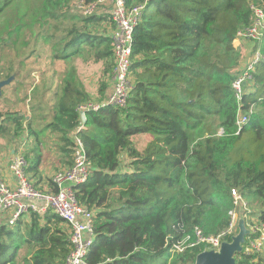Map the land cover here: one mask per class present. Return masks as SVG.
<instances>
[{"label":"trees","instance_id":"trees-1","mask_svg":"<svg viewBox=\"0 0 264 264\" xmlns=\"http://www.w3.org/2000/svg\"><path fill=\"white\" fill-rule=\"evenodd\" d=\"M124 1L129 8L143 6L132 32V89L123 107L89 110L81 121L78 107L92 98L76 60L101 64L100 76L108 81L99 84V101L111 88L109 15L79 14L75 0H0V81H27L40 72L35 63L45 45L50 51L43 59L63 66L25 83L18 99L29 101V118L11 106L0 110V136L27 140L22 153L31 180L49 135L66 166L73 136L81 139L92 171L75 195L94 213L85 264H194L201 245L181 251L172 245L187 235L193 241L195 228L205 236L224 230L233 188L264 225V36L251 43L262 58L239 100L232 87L243 58L234 40L251 24V5L264 11V0ZM53 89L50 113H42L44 95ZM240 115L247 120L237 132ZM137 134L151 136L142 150L132 142ZM69 236L66 222L50 210L42 217L30 211L13 225L0 222V264H63ZM236 264H264V252H241Z\"/></svg>","mask_w":264,"mask_h":264},{"label":"built area","instance_id":"built-area-1","mask_svg":"<svg viewBox=\"0 0 264 264\" xmlns=\"http://www.w3.org/2000/svg\"><path fill=\"white\" fill-rule=\"evenodd\" d=\"M74 6L77 12L84 16L92 15L95 12L101 13L98 10L102 9L104 14L109 15L113 25V29L109 31L114 56L111 88L100 101L91 100L80 105L78 107L80 116L85 117L87 111H97L107 106L123 107L132 89L129 71L132 32L139 22L143 6L129 8L124 0H93L91 2L75 0ZM251 9L253 11L251 24L239 31L235 40L241 38L251 43L262 40L264 36V11L257 5H251ZM261 58L258 48L251 51L246 63L233 81L232 87L238 100L241 98L245 84L251 82L255 66ZM246 120V115L239 116L235 123L237 132ZM25 143L26 140H23L17 151L10 155L8 160V169L15 178L16 184L11 186L0 179V218H4V220L0 219V222L13 225L17 219L25 217L24 215L30 211H34L42 217L50 210L66 222L70 231L71 250L63 264H85V256L94 238V213L81 206L75 195V187L85 183L92 171V164L85 154L81 139L76 135L73 136L72 162L68 167L53 174L51 188L46 192H42L34 186L26 173L27 163L22 153ZM231 196L234 207L228 212L229 224L224 230L217 235L205 236L198 228H195L193 241H190V237L187 235L180 242L173 244L172 249L181 251L188 246L200 245L203 248L217 249L221 241L230 240L237 233V220L239 218L237 211L245 205L246 212L243 216L249 233L242 244V252L253 254L264 251V225H258L252 216L253 219L246 218L250 216L249 210L245 200L235 188L231 190ZM37 201L41 204L34 203ZM243 203L244 205H242Z\"/></svg>","mask_w":264,"mask_h":264},{"label":"rangeland","instance_id":"rangeland-1","mask_svg":"<svg viewBox=\"0 0 264 264\" xmlns=\"http://www.w3.org/2000/svg\"><path fill=\"white\" fill-rule=\"evenodd\" d=\"M28 7L32 8L34 6L32 4H30V3H28ZM75 10H77V9L75 8ZM32 12H33L32 10L29 11L28 17L26 19V22L28 23V25H27V30L28 31L32 29V26H31V24L33 22V20L31 21V19H32V14L31 13ZM98 12L103 13L102 9H99ZM105 26H107V25H105ZM25 38L30 39L29 34H27L25 36ZM234 43H235L234 45L237 46L240 49V52H243L244 48L246 49V51L244 52V54L250 50V47L252 45L251 42L245 41L244 39H241V38L235 40ZM49 51H50V46L49 47L47 45H45V47L42 46V54H41V57L35 63L36 65L39 66L40 72H43V71H45L44 69L49 68V67H52V66H54V69L57 68L56 70H60L63 67L59 63L52 64V63H50V61H47L46 62V60L43 59V56L42 55L45 56V54L48 53ZM248 57L249 56H247L245 62L247 61ZM31 61H32V59H30V66H32ZM100 65H101L100 63L83 62L81 60H76V66H77V69H78L79 77H80V79L86 85V87L88 89H95V90H97V85H98V88H99V84H100L101 81H103V82H107L108 81L107 79H105V77H101L100 76V72H101ZM40 72L39 71H36L35 73H32L33 75H31L29 77V79H27V81H24L23 77H17V78L15 77V78H13L11 80V82L7 86H4L3 88H1L2 93L0 94V107H3V106H8L9 107V106H11L12 110L18 109L22 113H27L30 110V107H29L28 102H26V101H19L18 98H22L23 95H24V92L25 93L27 92L26 89L28 87H25V83L29 82V83L33 84L34 75H37L38 80H42V79L45 78V75L41 76L42 73H40ZM34 83H35V81H34ZM111 83H112V78L109 80V87H111ZM19 84H22L23 87L21 85H19ZM53 92H54V89L51 92H47L44 95L45 101L47 100V103L44 102L46 108L44 109V111L42 113H47V114L50 113L49 107H51V104L53 103V99H52ZM92 100L94 102L95 101H99L98 100V97L97 98H92ZM13 104H14V106H13ZM48 118H45V121L46 122L49 120ZM45 121L43 120V122H45ZM25 136H27V135H25ZM3 139L6 142L8 141V139H5V136H0V140H1V144L2 145L4 144V140ZM150 139H151V136L145 135V134H137V135L132 136L133 145L138 150H142ZM50 146L52 147V150L50 149ZM47 147H49V148H47ZM41 151H42V155H45L46 154L48 163L50 161H54L55 160L54 159V156H57V155H55L57 152L55 150V147H54L53 143H52V145H50L48 142L46 144L43 143L42 148H41ZM2 153H3L2 155H6V152L5 151L2 152ZM122 157H123V160H124L125 157H126V154L122 153ZM48 163L46 165H48ZM121 164H124V163H121ZM44 169L45 168H42V171ZM50 179H52V177L51 178L50 177L49 178H45V181L44 182H42L43 181L42 178L39 179V180H37L38 182L35 181V180H32V181L35 183V186L38 189H40L42 192H46V190H48V189L51 188ZM46 183L48 185L45 188V184ZM43 188H45V189H43ZM244 203L242 205H244ZM245 210H246L245 205L243 207L239 208V210L237 211L238 212V215L239 216L240 215L243 216L244 212H246ZM248 210H249L248 212H250V210L252 212L253 211L254 212L256 211V209L251 208V207H249ZM24 216H28V214H25ZM22 218H24V217H22ZM246 218H252V217L250 215V216H247ZM243 219H244V216H243ZM238 220H239V218H238ZM238 220H237V222H238ZM23 249H24V247H23ZM19 254H20L19 255L20 258L22 256H24V250H21Z\"/></svg>","mask_w":264,"mask_h":264},{"label":"crops","instance_id":"crops-1","mask_svg":"<svg viewBox=\"0 0 264 264\" xmlns=\"http://www.w3.org/2000/svg\"><path fill=\"white\" fill-rule=\"evenodd\" d=\"M245 51H246V49L244 48L243 52H241L243 55V58L241 59L240 66L238 67V70H240L244 66V63H246L245 60H246L247 56L250 55V53L252 51V47H250V50L244 54ZM100 70H101V65H100ZM34 81L39 82L37 75H34ZM34 81H33V84H34ZM7 85H5V86H7ZM85 88H86L87 92L90 94L91 98L99 97V95L97 94V90L88 89L86 87V85H85ZM97 89H98V85H97ZM26 102H29V101L26 100ZM4 109H5V106L0 107V110H4ZM26 115H27L26 118L30 117L31 109L26 113ZM25 122H26V119H25L24 123ZM5 139H8V141L6 142L3 139L4 140L3 145L1 144V140H0V178L2 180H4L5 182H7L9 185L14 186L16 184V180L13 177V175L9 172L8 160H9L10 155H12L16 151L15 149L20 147V144H19L20 141H17V139H19V138H8L6 136H5ZM53 139H54V137L52 135L51 136L49 135V144L50 145H52ZM47 148H49V147H47ZM50 149L52 150L51 146H50ZM23 150L25 151V147L23 148ZM4 151L6 152V155H2L3 154L2 152H4ZM55 155H57V156H54L55 160L50 161L49 163H48L46 154L42 155V161H41V164H40L39 169H38V172H39L38 177H37V179H32V180L37 181L40 178H42V180H43L42 182H44L45 178H49V177L51 178L56 171L63 169L65 167H68L63 162V157H61L57 153ZM47 163H48V165H46ZM42 168H45V169L42 171ZM47 185L48 184L46 183L45 188L47 187ZM45 188H43V189H45ZM34 203H36L38 205L41 204V202H39V201L34 202ZM0 219L4 220V218H0Z\"/></svg>","mask_w":264,"mask_h":264},{"label":"water","instance_id":"water-1","mask_svg":"<svg viewBox=\"0 0 264 264\" xmlns=\"http://www.w3.org/2000/svg\"><path fill=\"white\" fill-rule=\"evenodd\" d=\"M13 76L0 81V94L1 88L11 82ZM85 117L81 115V121ZM237 233L233 235L230 240L221 241L219 247L203 248L195 257L194 264H236V255L242 252V244L244 243L245 236L248 235L249 230L245 226L243 216H239L237 223Z\"/></svg>","mask_w":264,"mask_h":264}]
</instances>
